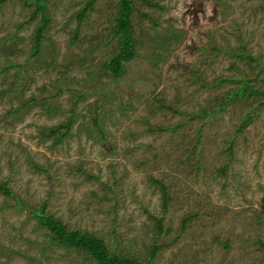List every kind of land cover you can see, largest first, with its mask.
Segmentation results:
<instances>
[{
    "label": "rangeland",
    "instance_id": "rangeland-1",
    "mask_svg": "<svg viewBox=\"0 0 264 264\" xmlns=\"http://www.w3.org/2000/svg\"><path fill=\"white\" fill-rule=\"evenodd\" d=\"M91 1L44 0L49 20L39 59L30 57L42 24L39 15L29 22L36 5L0 7V91H25L23 101L36 98L58 112L35 106L4 117L22 102L0 96V184L12 192L0 191V264H95L52 245L33 213L93 233L120 256L146 261L158 245L151 264H264V94L218 110L230 90L264 88V0H148L155 8L134 0L138 56L119 80L93 76L118 50L117 39L105 38L119 0L88 8ZM172 30L178 39L159 49L156 32L167 38ZM243 45L248 53L240 58ZM94 49V63L81 66ZM154 54L163 62L150 63ZM51 57L56 66L48 68ZM11 64L21 67L1 72ZM95 108L105 143L97 142ZM72 116L70 137L58 145L42 140L43 129Z\"/></svg>",
    "mask_w": 264,
    "mask_h": 264
},
{
    "label": "trees",
    "instance_id": "trees-1",
    "mask_svg": "<svg viewBox=\"0 0 264 264\" xmlns=\"http://www.w3.org/2000/svg\"><path fill=\"white\" fill-rule=\"evenodd\" d=\"M8 0H0V7ZM26 5H36L35 9L33 10L32 15L30 16V21L34 20L38 15L42 19L41 25L37 27L35 30L34 37L32 39L33 47L31 58L38 59L41 57L42 48H43V41L45 40V33L47 30V23H48V17L45 14L46 7L44 0H22ZM96 0H92L90 3H88L87 7L89 8ZM146 5H148L150 8L157 7V3H152L148 0H143ZM134 8V0H119V12L115 16L114 22L115 25L112 28V31L110 35H108L105 40L107 44H111L116 39L118 40V50L117 52H114L110 57H108L105 61H103L101 64L98 65L97 72L94 73V77H104V76H113L116 80H119L123 77L124 73L126 72V63L134 60L136 56H138L137 52V39L135 37V31L132 23L131 16L133 14ZM86 15V9L82 10L77 16L79 18V21H81L84 16ZM155 27H158L157 23L154 24ZM174 36V37H173ZM169 37V38H168ZM166 38L163 36V34L156 32V38L154 39V43L157 44V47L161 50H167V45H170V41L172 38L178 39L176 35V31L172 30L169 32V35ZM14 36H9V39L15 40ZM77 39V34L73 35L72 37V45L75 44V40ZM14 42V41H13ZM85 53V57L82 56ZM80 52L79 57H82L79 61V64L84 66L85 63L90 61L91 63H94L95 56L97 55V50L94 49L92 52ZM246 46H242L241 49L238 52V55L240 58H244L247 54ZM160 55V54H159ZM164 56V55H163ZM159 56L157 54L151 55L149 58V62L151 63L155 62V65H157L159 62H163L162 55ZM91 58V59H89ZM248 58L250 61H253V57L251 55H248ZM51 61L48 63V68L56 66L55 61H53V57L50 58ZM69 62L63 63L61 67L63 69H68L71 65ZM93 66V65H92ZM92 66L88 67V70H92ZM20 68L21 66L18 64H11L8 67L2 68V73H6L9 68ZM93 71V70H92ZM187 73L190 74V76L195 77L200 84L203 86L202 89H208V84H206L205 81L201 80L200 77H196V71L192 70L189 66L186 67ZM66 74V73H64ZM20 76L21 71H18L16 74V81L19 85L20 82ZM231 80L229 79H220V83L229 82ZM233 82H236V80H233ZM216 87V85L214 86ZM18 89V87H17ZM62 91V89H61ZM24 93L25 91H20V94H15L14 89L8 88L4 91H0V96L2 98L10 97L9 99H15L18 98L21 100L22 105L20 107H17L15 109H11L7 114L4 115V117H11L15 114H19L22 112L24 108H33L35 106H40L47 114L48 116L54 115L58 113L57 109H55L51 104H48L46 102L39 104V101L36 98H32L30 100L24 99ZM264 94V88L263 89H257L253 85L250 84H243L242 86H239L235 90H230L225 96H221L222 98L219 100L218 103V110L223 111L224 108H226L227 105H229L231 102L237 101L238 99H243L246 97H259L260 95ZM19 96V97H17ZM50 98V97H49ZM54 98V97H53ZM47 100V99H46ZM45 101V100H44ZM161 104V108H165L166 110H172V107L170 105H166L165 102L159 101ZM57 108V107H56ZM55 109V110H54ZM201 111L203 114H206V109L203 107L201 108ZM94 117L92 119L93 125L95 129L99 133V138H97V142L99 143H105L107 141V132L102 127V124H100V113L96 110V108L93 110ZM199 114V113H198ZM74 124V118L73 116L69 118L68 122L66 124H62L56 127L51 128H45L43 129V132L41 133L42 140L48 141V140H54V145H58L61 142H63L65 139H67L69 136V133L71 131V128ZM156 128H150L149 131H155ZM164 130V129H163ZM39 169V168H38ZM163 194L165 195V187H162ZM0 191L4 192L6 194L12 195V192L7 190L5 188V185L0 184ZM33 217L36 218L37 222L39 223L40 227L43 229L48 230L49 237L51 239L52 245H57L59 247L65 248L68 251H75L81 254H85L91 258V260L95 264H151L152 259L156 256L159 246L153 245L149 259L146 261L139 260L136 257L131 256H120L115 253H113L109 247L106 245L104 240L100 238L99 236L87 232V231H80V230H74V229H68L66 226L58 219H56L52 215H36L35 213L32 214ZM157 233L158 236H160L163 233L164 227H163V219L160 218L157 220Z\"/></svg>",
    "mask_w": 264,
    "mask_h": 264
}]
</instances>
